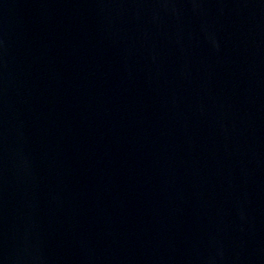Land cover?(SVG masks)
Instances as JSON below:
<instances>
[{"label": "water", "instance_id": "95a60500", "mask_svg": "<svg viewBox=\"0 0 264 264\" xmlns=\"http://www.w3.org/2000/svg\"><path fill=\"white\" fill-rule=\"evenodd\" d=\"M0 264H264V0H0Z\"/></svg>", "mask_w": 264, "mask_h": 264}]
</instances>
